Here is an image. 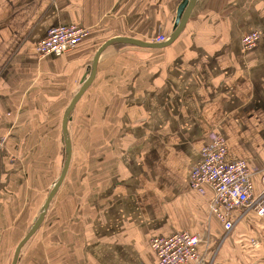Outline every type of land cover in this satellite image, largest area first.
I'll return each instance as SVG.
<instances>
[{
  "label": "crops",
  "instance_id": "0c3cea01",
  "mask_svg": "<svg viewBox=\"0 0 264 264\" xmlns=\"http://www.w3.org/2000/svg\"><path fill=\"white\" fill-rule=\"evenodd\" d=\"M180 2L0 0V264H11L59 177L62 117L97 49L113 37L167 39ZM70 25L88 36L60 57L36 55L51 28ZM250 32L259 40L245 49ZM67 128V175L16 264H154L150 240L177 231L208 237L215 264H264V219L233 211L226 235L208 217L210 190L189 187L215 133L227 160L264 172V0H201L170 46L106 48ZM244 236L262 249L249 263L228 253Z\"/></svg>",
  "mask_w": 264,
  "mask_h": 264
},
{
  "label": "built area",
  "instance_id": "2783aa9c",
  "mask_svg": "<svg viewBox=\"0 0 264 264\" xmlns=\"http://www.w3.org/2000/svg\"><path fill=\"white\" fill-rule=\"evenodd\" d=\"M87 36L88 30L78 25L57 26L51 28L46 37L35 45V53L41 58L60 57L73 50ZM258 40L259 34L250 32L242 36L241 45L245 49H252ZM163 41L158 39L157 43ZM4 145L5 137L0 136V152ZM226 156L227 147L223 137L218 133L211 135L208 143L200 149L199 159L190 171L189 187L199 195L210 190L208 217L214 216L228 235L237 225L238 219L231 218L233 211H241V218L253 211L258 218L264 219V172H255L245 161H230ZM257 174L260 175L262 190L254 198V178ZM248 242L254 249L260 247L255 237H248ZM209 243L208 237L177 231L167 237H153L149 247L155 256L154 264H213V257L208 259Z\"/></svg>",
  "mask_w": 264,
  "mask_h": 264
},
{
  "label": "water",
  "instance_id": "95a60500",
  "mask_svg": "<svg viewBox=\"0 0 264 264\" xmlns=\"http://www.w3.org/2000/svg\"><path fill=\"white\" fill-rule=\"evenodd\" d=\"M201 0H181V2L178 4L176 8V14L173 21V26L170 35L165 39L163 42H145L141 41L135 38L130 37H113L106 42H104L95 52L93 59L90 63L89 68L87 69L82 81H81V87L78 90V92L74 95L72 100L70 101L69 105L67 106L63 117H62V124H61V130H62V139L64 143V161L63 166L60 172V175L57 179V181L54 183L53 187L51 188L43 206L40 209L39 215L37 219L35 220L34 224L30 228V230L26 233V235L22 238V240L18 243L14 255L11 261V264H16L19 258V254L21 251V248L25 245V243L36 233V231L39 229L40 225L42 224L44 217L47 213V210L49 208V205L53 198L55 197L57 191L61 187L71 162V155H72V147L71 142L68 134V128L67 125L69 121L71 120V115L73 113V109L77 102L80 100L82 95L85 93V91L91 86L95 79L96 71H97V64L99 57L101 53L108 47L114 46V45H128L133 46L137 48H143V49H163L171 44H173L177 38L181 35L183 30L186 27V24L195 8V6L200 2Z\"/></svg>",
  "mask_w": 264,
  "mask_h": 264
},
{
  "label": "rangeland",
  "instance_id": "374dc122",
  "mask_svg": "<svg viewBox=\"0 0 264 264\" xmlns=\"http://www.w3.org/2000/svg\"><path fill=\"white\" fill-rule=\"evenodd\" d=\"M101 140H103V139H101ZM105 140V139H104ZM75 151V150H74ZM64 156H65V154L63 155V161H64ZM114 157L116 158L117 157V155H114ZM104 159L103 160H101L100 161V163L101 162H106V163H109V157H107V156H104L103 157ZM62 166H63V164H62ZM61 169H62V167H61ZM61 172V171H60ZM60 175V174H59ZM53 187V186H52ZM51 187V188H52ZM218 250H219V248H217V252H218ZM246 250V251H245ZM261 250L262 249H259V248H257V250H256V252L255 253H251L250 251H249V247H248V245L246 244V245H242L240 248H239V251L238 250H235V251H233L232 249H228V253H235L236 255H240L241 256V259H239V260H242V262L243 261H246V262H251V257L252 256H256V254H258V251H259V253L261 252ZM239 256V257H240ZM216 263V261H213V264H215ZM251 264V263H250Z\"/></svg>",
  "mask_w": 264,
  "mask_h": 264
},
{
  "label": "trees",
  "instance_id": "16d2710c",
  "mask_svg": "<svg viewBox=\"0 0 264 264\" xmlns=\"http://www.w3.org/2000/svg\"><path fill=\"white\" fill-rule=\"evenodd\" d=\"M125 46V45H124ZM62 155H64V148H62ZM57 181V180H56ZM54 185V184H53ZM248 237H250V236H244L243 237V244L242 245H248V247H249V251L253 254V253H255L256 252V250L254 249V248H252L250 245H249V242H248ZM253 237H255V236H253ZM256 238V237H255ZM257 239V238H256ZM241 245V246H242ZM214 250V249H213ZM220 250V249H219ZM219 250H218V252H219ZM258 254H256V256H257Z\"/></svg>",
  "mask_w": 264,
  "mask_h": 264
}]
</instances>
